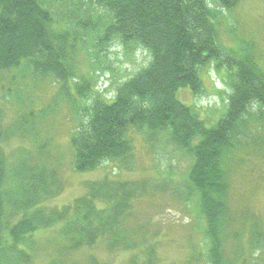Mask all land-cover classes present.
<instances>
[{
	"label": "trees",
	"instance_id": "16d2710c",
	"mask_svg": "<svg viewBox=\"0 0 264 264\" xmlns=\"http://www.w3.org/2000/svg\"><path fill=\"white\" fill-rule=\"evenodd\" d=\"M241 1L90 0L105 13L104 21L99 17L92 22L100 24L101 45L117 42L126 49L140 47L150 53L151 62L122 82L114 99L108 101L96 93L98 97L87 109L88 122L79 127L71 141L75 170L90 172L105 162H123L132 156L130 129H145L153 135L167 133L177 149L192 157L188 182L198 200L199 216L206 223L209 264L261 261L259 257L242 260V232L229 233L237 223L229 202V161L247 146L245 140L252 128L264 130V70L251 52L226 60L232 73V93L227 113L213 127L206 126L195 107L179 99L184 88L202 96V70L211 63L218 70L223 65L215 25L217 7L231 10ZM56 3L68 7L64 20L55 18ZM90 4L84 0H0V80L3 73L19 69L22 62L36 75H50L62 82L76 78V58L85 49L78 29L85 20H93L97 10L91 11ZM77 88L82 98L93 90L89 81ZM1 119L0 110V264H30L32 256L21 245L40 228L59 222L64 224L63 236L72 249L92 248L106 239L110 251L119 250L120 235L96 202L113 204V199L120 197L113 208L128 207L136 187L105 180L91 185L90 193L72 206L38 208L56 194L47 183L54 176L41 174L44 170L34 166L27 174L16 170L11 177L9 157L2 147L6 135ZM9 180L17 182V187L7 189ZM19 213L23 217L12 226L9 217ZM110 214L116 215L114 211ZM6 232L11 240H7ZM251 238V250L264 254V235L255 231ZM227 239L237 242L236 257L231 260L225 250Z\"/></svg>",
	"mask_w": 264,
	"mask_h": 264
},
{
	"label": "rangeland",
	"instance_id": "374dc122",
	"mask_svg": "<svg viewBox=\"0 0 264 264\" xmlns=\"http://www.w3.org/2000/svg\"><path fill=\"white\" fill-rule=\"evenodd\" d=\"M84 2L90 4V0ZM210 5L215 7L214 3ZM90 6L91 11L97 9ZM54 8L58 20L69 13L67 6L56 3ZM217 10L215 25L224 53L223 65L218 70L211 63L202 70V96H195L190 88L179 92L180 101L195 107L208 128L217 125L228 110L232 73L226 60L251 52L264 70V0H243L231 10L220 6ZM102 14L104 11L97 9L94 19L85 20L78 29L85 49L76 58L73 80L62 82L50 75H36L25 62L19 69L2 74L1 126L6 135L2 147L9 157L11 177L16 170L27 174L34 166L44 170L41 174L54 176L45 180L56 194L38 208L72 206L90 193L91 185L105 180L136 187V196L129 199L128 207L113 208L120 197L113 199V204L96 202L98 209L107 212L108 224L112 221L120 235L119 250L110 251L106 239L92 248L72 249L63 236L62 222L40 228L20 248L32 256L30 264H209L206 223L199 216L198 200L188 182L192 157L177 149L167 133L153 135L145 129H130L134 151L126 161L105 162L90 172L75 170L72 137L88 122L87 109L98 97L96 93L108 101L114 99L118 86L151 62L150 53L140 47L126 49L117 42L101 45L100 24L92 22L99 17L104 21ZM84 81H89L93 90L82 98L77 87ZM244 145L229 161V202L237 218L229 233L242 232V260L259 257L261 261L253 260L252 264H264V254L252 251L248 244L252 232L264 235V130L252 128ZM14 187L17 182L9 180L6 188ZM22 217L19 213L9 217V222L13 226ZM5 235L11 240L8 232ZM236 248L237 242L227 239L229 259L236 257Z\"/></svg>",
	"mask_w": 264,
	"mask_h": 264
}]
</instances>
